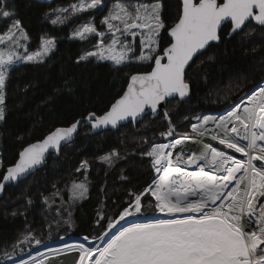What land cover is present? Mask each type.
<instances>
[{"label": "snow or ice", "instance_id": "snow-or-ice-1", "mask_svg": "<svg viewBox=\"0 0 264 264\" xmlns=\"http://www.w3.org/2000/svg\"><path fill=\"white\" fill-rule=\"evenodd\" d=\"M103 6L104 0H76L66 7L49 8L43 19L52 26L65 25L72 17ZM166 12L164 0H115L100 20L104 31L93 17L70 33L68 39L87 41L91 46L76 57L77 66L108 62L117 69L140 64L151 70L128 75L126 87L116 93L102 114L88 112L69 126L57 127L23 147L16 163L0 178V194L43 167L51 152L59 156L81 125L87 124L92 132L118 130L126 124L137 130L136 125L145 116L151 114L155 119L162 112L167 128L158 137L167 142H157L156 136L149 142L142 136L131 153L122 156L113 148L96 157L111 168L125 156L138 154L149 160L151 180L141 190L129 189L112 216L106 209L97 212L95 224L103 228L99 235H85L84 242L58 248L45 245L44 251L37 250L34 255L30 250L25 259L21 256L24 244H44L29 228L14 243L0 249V264H69L59 258L71 253L77 254L71 264H264V77L223 114L198 113L174 124L175 106L171 111L168 108L172 100L179 105L192 99L189 70L213 42L238 37L244 47L256 39L264 41V0H178L175 13H168L166 18ZM17 15L15 0H0V21H12L0 32V124L8 113L10 71L21 63L45 64L57 47V37L45 33L38 48L29 52L30 37ZM226 26V36L222 37ZM165 35L167 46L162 47ZM261 49L264 44L250 51ZM255 67L264 71V59ZM73 86L71 78L65 79L56 93L70 94ZM189 120L194 121L190 132L177 133L180 124ZM205 138L223 148L205 142L198 153L184 150L189 141ZM191 166L194 170L190 171ZM89 168V160L84 159L75 169L76 173L83 171L85 177L79 182L72 180L70 187L66 185L71 193L69 201L82 199L88 192ZM121 179H128L123 169ZM53 189L49 195L40 194L45 205L51 208L56 197L62 205L68 203L63 202L56 185ZM26 199L32 205V198ZM55 211L62 217L65 209L61 206ZM149 211L152 218H147ZM63 222L70 224L68 219Z\"/></svg>", "mask_w": 264, "mask_h": 264}, {"label": "trees", "instance_id": "trees-1", "mask_svg": "<svg viewBox=\"0 0 264 264\" xmlns=\"http://www.w3.org/2000/svg\"><path fill=\"white\" fill-rule=\"evenodd\" d=\"M75 2L76 0H51L44 4L33 0H15L18 13L15 18L22 21L30 37L28 49H37L40 38L45 33L57 37V47L45 64L37 66L21 63L10 71L7 84L8 113L6 121L0 124V160L3 162L0 178L6 167L15 163L23 147L42 139L56 127L68 126L88 112L102 114L116 93L126 87L128 75L150 70L149 66L140 64L117 69L108 62L77 66L76 57L86 46L91 50V46L87 41L67 37L76 25L96 14L84 13L60 26H52L43 19V14L49 8L66 7ZM164 3L167 18L168 13H175L178 0H164ZM11 22L0 21V32ZM227 30L226 26L222 37L226 36ZM167 40L165 35L162 47L167 46ZM95 42L93 38L92 44ZM260 44H264V41L256 39L241 47L238 37L224 38L198 56L189 70L192 99L184 104L177 105L175 100L168 104L170 111L175 106L173 123H178L184 116L220 111L253 88L264 77V71L255 67L264 59V49L257 53L250 51ZM210 56L213 59L209 60ZM69 78L74 81L73 91L70 94L66 91L57 94L56 89L62 87L64 80ZM162 115L161 112V116L155 119L145 116L136 125L138 131L127 124L115 131L105 130L90 135L89 128L81 125L75 140L63 147L59 156L49 154L44 167L17 185L7 186L0 197V249L14 243L29 228L43 241L60 235H99L103 228H98L95 224L97 212L106 209V214L110 213L108 216L115 214L128 190H141L151 180L152 171L148 159H142L138 154L125 156L111 168L96 160V157L113 148L119 150L122 156L125 152L131 153L138 148L137 141L140 137H150L165 129ZM190 123L191 120L181 123L182 130L190 132ZM84 159L90 162L87 172L89 195L71 208L70 224L64 223V219L58 217L55 211L57 207H61L58 202L61 199L56 198L55 204L49 208L43 203L40 194L49 195L54 191L53 185L61 190L71 179L79 178L84 172L76 173L75 169ZM122 169L127 180L121 179ZM26 197L32 198V205H28ZM13 212L17 215L13 216ZM57 219L60 220L59 224L55 223ZM49 224L52 225L51 228L48 227ZM104 224H107L106 220ZM48 232H51V236Z\"/></svg>", "mask_w": 264, "mask_h": 264}, {"label": "rangeland", "instance_id": "rangeland-1", "mask_svg": "<svg viewBox=\"0 0 264 264\" xmlns=\"http://www.w3.org/2000/svg\"><path fill=\"white\" fill-rule=\"evenodd\" d=\"M114 2H115V0H112V1L104 0V6H103L102 8H99V9H97V10H91V11H90V12L96 14V15L93 16V17H94V19H95V23H96L97 27H98L101 31H104V26L100 24V20H101L105 15L108 14L109 9L113 6ZM122 2H124V3H131V2H133V0H122ZM148 2H150V0H148ZM82 14H84V13H82ZM82 14H80V15H82ZM80 15H79V16H80ZM93 17H92V18H93ZM72 18H73V17H72ZM89 19H90V18H89ZM89 19H88V20H89ZM88 20H86V21H88ZM86 21L80 22L78 25H80V24H82V23H84V22H86ZM78 25H76V27H77ZM76 27H75V28H76ZM258 31H259V30H258ZM28 42H29V41H28ZM106 42H107V41H106ZM34 50H36V49H34ZM34 50H29V49H28L29 52L34 51ZM235 102H236V101H235ZM235 102H234V103H235ZM234 103H232V104H234ZM232 104H230V105H232ZM230 105H228L227 107H225L224 109H222V110H220V111H223V110L229 108ZM220 111H215V112H220ZM209 114H212V113L209 112ZM215 114H216V113H215ZM192 122H193V121H191V123H192ZM191 123H190V124H191ZM163 126H165V129L162 130V131H165L166 128H167V124H166V123H163ZM182 127H183L182 124H180V126L176 129L177 133H185V132L188 131V130H187V131H183V130H182ZM188 128H189V131H190V125H189ZM181 131H183V132H181ZM154 135H155V134H153L152 136L148 137L149 142L152 141ZM191 135H194V134H191ZM155 136L157 137V142H167V140L162 139V138H159V137H158V133H157ZM191 142H192V141H189L186 145L183 146V147L186 149L185 151H187V152L195 151V152L198 153V152L201 150L202 144L205 143V142H210V143H212L214 147H218V148H220V149L223 148V146H219L217 142H212V141L208 140L207 138H205L204 141L201 142V143H199V142H200V140H199L198 143H196V145H194L195 143L192 144ZM143 150H144V151H147L148 149L146 148V149H143ZM227 151L229 152V154H234V155H236L237 158H242L240 154H236V153H234L232 150H227ZM148 161H149V160H148ZM189 170H190V171H191V170H194V168L189 169ZM84 177H85V173H83L82 175H80L79 178H78V177H75V178L71 179L66 185L70 187V184H71V181H72V180H76L77 182H79V181L84 180ZM66 185L64 186L63 189H61V196L63 197V202H68V203H63V205H62V201L59 199V197H56V198H58V199L60 200V201H58L59 204H60L61 206H63V208L65 209V211H64V215L62 216V218H63V219H68V220H69V219H70L69 217H70V213H71V212H70L71 208H73V207L76 205L77 202L79 203L81 200H83L84 198L88 197V195H89V180H88V178H87L88 192L85 194L84 198H82V199H75V200H73V201H69V196L71 195V193L68 191V188H66ZM64 190H65V192H64ZM56 198H55V199H56ZM78 203H77V204H78ZM107 214L109 215L110 213H107ZM157 215H159V214H157ZM149 216L152 217V216H151V213H148V214H147V218H148ZM48 235L51 236V232H48ZM61 237H63V239H61ZM64 238H65V239H64ZM67 238H68V239H67ZM56 240H57V241H59V240H60V241H68V240H70V241H74L75 243H81V242H84L82 236L60 235V236H58V237H56V238H52V239H47V240H45V241H44V244H45V243H49V244H47V246H49L51 243H54V241H56ZM39 246H40V245H39ZM37 247H38V246L34 245V242H32L31 244H27V243L24 244V245H23L24 251L21 253V256L24 255V254H26V253H28L30 250L32 251V250L36 249ZM75 257H76V256H75ZM63 258H64V257H61V258H60L61 261H63V260L66 259V258H64V259H63ZM68 261H69V264H71V261H70V260H68Z\"/></svg>", "mask_w": 264, "mask_h": 264}, {"label": "bare ground", "instance_id": "bare-ground-1", "mask_svg": "<svg viewBox=\"0 0 264 264\" xmlns=\"http://www.w3.org/2000/svg\"><path fill=\"white\" fill-rule=\"evenodd\" d=\"M244 97V96H243ZM242 98V97H241ZM240 98V99H241ZM240 99H238L235 103H237V102H239V100ZM220 112H222V111H220ZM225 112V111H224ZM224 112H222V113H219V112H216V113H219V114H223ZM219 114H215V113H212V114H202V115H219ZM194 122V121H193ZM209 127L211 128V127H213L212 125H209ZM89 128V127H88ZM200 140V142L199 143H201V142H203L204 140H201V139H196L194 142L192 141L191 143L193 144V143H195L194 145H196V143H198V141ZM184 150H186L185 148H184ZM192 168H194V166H191L189 169H192ZM160 215V214H159ZM148 218H152V217H148ZM129 219H132V218H129ZM123 223V222H122ZM85 243H87V242H85ZM94 243H100V241H95ZM47 244L48 243H45V244H42V245H40V246H38L36 249H34V250H32V254L34 255L35 254V251H44L45 250V245L47 246ZM51 244H53V243H51ZM49 245V246H47V247H51V248H58V247H61L62 245H64V244H75V242L74 241H70V240H68V241H61L60 242V240L58 241V242H55V244H53V245ZM27 254L28 253H26V254H24V255H22V257L23 258H27ZM74 256H77V254L76 253H71V257H74ZM64 257V256H63ZM67 257V256H66ZM66 257H64V258H66ZM61 258V257H60ZM59 258V260L61 261V259ZM63 258V259H64Z\"/></svg>", "mask_w": 264, "mask_h": 264}, {"label": "water", "instance_id": "water-1", "mask_svg": "<svg viewBox=\"0 0 264 264\" xmlns=\"http://www.w3.org/2000/svg\"><path fill=\"white\" fill-rule=\"evenodd\" d=\"M33 1H37V2H39V3L47 4V3H49L51 0H33ZM213 44H215V42H213ZM150 70H151V68H150ZM150 70H149V71H150ZM208 113H209V112H206V113H203V114H208ZM210 113H216V112H210ZM149 116H150L151 118H153L151 114H149ZM69 125H70V124H69ZM69 125H68V126H69ZM84 125L87 126V127H89L87 124H84ZM126 125H127V124H126ZM60 127H67V126H60ZM56 128H57V127H56ZM80 128H81V126L78 128L77 133L74 134V139H73V140H75V138L77 137V135H78V133H79V131H80ZM54 129H55V128H54ZM54 129H53V130H54ZM108 130L115 131V130H117V129H108ZM102 131H105V130H100V131L92 132V131H90V129H89V134H90V135H94V134L100 133V132H102ZM50 132H51V131H50ZM46 135H47V134H46ZM42 139H43V138H42ZM40 140H41V139H40ZM35 142H36V141H35ZM32 143H34V142H32ZM29 144H30V143H29ZM26 146H27V145H26ZM21 150H22V149H21ZM21 150H20V151H21ZM51 153H54V152H51ZM51 153H50V154H51ZM54 154H55V153H54ZM48 156H49V155H48ZM48 156H47V158H48ZM17 159H18V157H17ZM46 160H47V159H46ZM16 161H17V160H16ZM16 161H15V163H16ZM15 163H14V164H15ZM45 164H46V163H45ZM44 166H45V165H44ZM44 166H43V167H44ZM41 168H42V167H40L39 169H41ZM6 169H7V167H6ZM6 169L4 170V172L6 171ZM39 169H38V170H39ZM36 171H37V170H36ZM36 171H35V172H36ZM4 172H3V174H4ZM35 172H34V173H35ZM2 176H3V175H2ZM29 176H30V175H29ZM29 176H28V177H29ZM28 177H27V178H28ZM1 178H2V177H1ZM14 185H17V184H14ZM3 194H4V193H3ZM3 194H0V197H2ZM66 259L71 261V257H66Z\"/></svg>", "mask_w": 264, "mask_h": 264}, {"label": "flooded vegetation", "instance_id": "flooded-vegetation-1", "mask_svg": "<svg viewBox=\"0 0 264 264\" xmlns=\"http://www.w3.org/2000/svg\"><path fill=\"white\" fill-rule=\"evenodd\" d=\"M228 109V108H227ZM227 109H225V110H227ZM225 110H223L222 112H224ZM222 112H219V113H222ZM219 113H216V114H219ZM202 115V114H201Z\"/></svg>", "mask_w": 264, "mask_h": 264}]
</instances>
